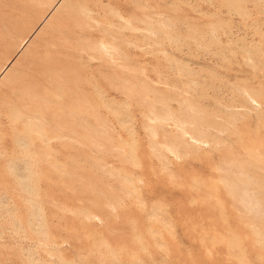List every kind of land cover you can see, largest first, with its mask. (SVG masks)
Here are the masks:
<instances>
[{
  "label": "rangeland",
  "instance_id": "rangeland-1",
  "mask_svg": "<svg viewBox=\"0 0 264 264\" xmlns=\"http://www.w3.org/2000/svg\"><path fill=\"white\" fill-rule=\"evenodd\" d=\"M88 40L38 139L0 147V264H264V0H108Z\"/></svg>",
  "mask_w": 264,
  "mask_h": 264
},
{
  "label": "bare ground",
  "instance_id": "bare-ground-1",
  "mask_svg": "<svg viewBox=\"0 0 264 264\" xmlns=\"http://www.w3.org/2000/svg\"><path fill=\"white\" fill-rule=\"evenodd\" d=\"M89 1L0 0V43L30 8L47 4L41 14L43 24L38 32L32 39L29 36L23 37L17 49L21 50L26 45L25 49L21 53L16 52V58L0 69L2 149L9 147L8 141L15 133L38 139L31 124L42 119L43 109H52L54 103L61 104L60 99L65 92L61 83V78L65 76L63 68L68 66L72 58L88 57L95 47H105L102 40L96 44L88 38L101 22L104 5L108 0ZM62 16L65 24L60 26L57 21ZM67 111L71 116L76 114L84 120L92 113L90 105L84 102L80 106L76 96L69 98ZM87 125L90 126V123ZM250 183L249 178L241 181L244 195ZM242 201L250 209L257 208L256 199L243 197Z\"/></svg>",
  "mask_w": 264,
  "mask_h": 264
}]
</instances>
